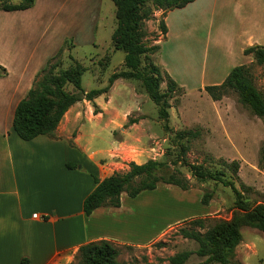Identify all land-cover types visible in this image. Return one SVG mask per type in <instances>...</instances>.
I'll return each mask as SVG.
<instances>
[{
	"label": "crops",
	"instance_id": "0c3cea01",
	"mask_svg": "<svg viewBox=\"0 0 264 264\" xmlns=\"http://www.w3.org/2000/svg\"><path fill=\"white\" fill-rule=\"evenodd\" d=\"M37 1L29 9L5 11L0 16V64L8 71L0 76V264H71L81 245L101 239L147 246L151 237L128 239L113 232L122 225L127 227V220H122L129 209L126 204H130L125 201L127 194H122L120 207H99L91 215L83 209L85 198L96 187L95 176L103 180L127 163L142 164L150 159L146 156L151 148L146 143L154 135L153 125L136 97L130 98L125 81L117 79L109 93L72 105L54 136L23 140L13 127L18 103L67 36L62 26L54 28L49 23L42 31L49 38H42L33 10ZM260 1L196 0L166 12L168 31L155 41L161 45L159 66L187 91L221 84L239 65L237 56L244 55L250 62L253 56L246 55L245 49L264 45V25L254 16ZM230 10L247 11L244 16L252 26L241 35L240 45L232 30L226 29L223 37L213 35L216 19ZM162 13L157 11L156 16ZM202 35L206 47L201 45ZM210 43L215 62L207 71ZM222 49L233 60L224 73L217 60ZM119 93L127 101L121 107L115 105ZM131 112L143 118L125 127Z\"/></svg>",
	"mask_w": 264,
	"mask_h": 264
},
{
	"label": "rangeland",
	"instance_id": "374dc122",
	"mask_svg": "<svg viewBox=\"0 0 264 264\" xmlns=\"http://www.w3.org/2000/svg\"><path fill=\"white\" fill-rule=\"evenodd\" d=\"M259 8V11L252 15L263 26L264 0L260 1ZM115 9L112 0H38L33 9L39 19L38 27L42 38H49L42 32L49 23L54 28L63 27L67 35L63 44V46L66 44L65 50L58 59L53 60V63L58 60L60 62L58 68H68L73 64L70 54L82 63L86 68L82 77V86L85 90L104 88L108 85L113 72H119L125 67V52L115 51L112 43V34L118 24ZM4 12L0 10V16ZM246 12L242 14L238 11H227L224 16L216 19L213 35L223 37L226 29L232 30L236 42L240 45L243 37L241 35L252 27L246 21L244 16ZM156 13L157 11L154 12L152 19L145 23V39L154 44H157L155 41L162 34L160 24L163 20V13L159 16H156ZM220 28L223 32L219 31ZM201 38L203 39L201 45L206 47L205 36L202 35ZM211 50L210 43L207 46V71L215 62ZM237 57L239 58L236 63L247 64L254 84L264 95V64L256 63L254 58L249 62L241 54ZM153 58L158 64L157 55ZM217 60L223 64L220 73H224L227 66L229 68L231 62L233 63V60H228L224 49ZM122 80L128 84L130 98L132 99V95L136 97L153 125L154 135L146 143L147 147L151 148V153L146 157L168 160L170 156L167 155V149L171 138L181 131H195L197 135L191 140L187 153L188 161L211 166L221 160L227 162L237 160L240 163L237 187L241 188V183L246 186L245 196L252 203L264 202V162L261 160L264 148V118L254 115L241 103L236 92L230 91L221 99L215 100L204 87L187 91L180 85L183 89L176 92L170 100L173 106L170 108V131L167 132L160 127L158 107L150 99L142 83L136 80ZM165 88L166 82L162 84V89ZM67 89L72 91L73 88L69 85ZM120 93L115 94V105L119 107L127 102ZM137 117H139L137 112H131L128 121L129 118ZM119 136V133H116V137ZM123 167L124 169L121 168L120 171L127 170L128 163ZM181 169L190 179L189 189L183 190L174 185L160 183L157 189L142 192L139 197H125V201L130 200V204H126L129 208L127 214L122 215V220H127V227L122 225L113 232L121 233L128 239L141 235L148 239L151 237L153 241L144 247L114 243L120 251L118 259L123 264H137L145 259L154 264H171L169 258L174 254L185 250L194 251L198 247L196 241L184 237L181 231L182 228L193 227L190 224L192 219L206 218V224L210 226L219 219L232 217L235 196L230 187L214 182H199L186 167ZM206 192L213 193L208 204L202 203V197ZM204 231L205 229H202V232ZM242 233L243 240L236 247L234 260L242 264H264V232L244 227ZM204 260L205 258L192 254L187 264H205Z\"/></svg>",
	"mask_w": 264,
	"mask_h": 264
},
{
	"label": "trees",
	"instance_id": "16d2710c",
	"mask_svg": "<svg viewBox=\"0 0 264 264\" xmlns=\"http://www.w3.org/2000/svg\"><path fill=\"white\" fill-rule=\"evenodd\" d=\"M118 20L112 34L114 50L125 52L124 69L114 72L104 88L85 90L82 77L86 68L71 54L73 64L68 68H58V59L64 52L66 44L51 58L38 73L33 87L27 96L17 105L13 127L23 140H31L39 135L54 136L55 130L65 113L75 103L82 100L93 101L107 93L117 79L136 80L142 83L150 99L158 107L160 127L169 132L170 100L176 92L183 89L161 66L156 64L153 56L161 50L160 44L146 41L145 23L151 20L155 11H163L160 24L161 33L166 35V12L183 8L196 0H112ZM36 0H0V10L16 11L33 7ZM246 55H252L256 63L264 64V45L255 44L245 49ZM7 69L0 64V76L7 75ZM166 82V88L162 84ZM71 86L72 91L67 87ZM205 91L213 99L219 100L230 91L238 94L239 100L250 111L264 118V95L254 84L247 64L234 67L221 84L208 85ZM143 118H129L125 127ZM197 132L185 130L171 138L167 155L168 160L149 159L145 163L130 162L125 171H116L111 176L100 180L94 177L96 187L85 198L83 209L91 215L99 207H120L121 196L138 197L142 192L155 190L160 183L174 185L183 190L190 187V179L184 175L181 167H186L199 182H214L230 187L234 193L235 210L230 219H219L208 226L206 218H194L191 228H182V235L197 242L194 251L185 250L169 258L171 264H187L192 254L205 258V264H242L234 260L236 247L243 240L242 229L251 227L264 232V202L252 203L246 196V186L241 183L238 188L240 163L237 160H221L208 166L204 163H190L187 158L191 140ZM264 162V148L261 153ZM71 164H69L70 166ZM213 193L206 192L202 203L208 204ZM199 228V229H198ZM202 229H205L202 232ZM118 247L108 239L92 241L80 246L75 261L71 264H123L119 259ZM137 264H154L143 260ZM200 264V263H198Z\"/></svg>",
	"mask_w": 264,
	"mask_h": 264
},
{
	"label": "built area",
	"instance_id": "2783aa9c",
	"mask_svg": "<svg viewBox=\"0 0 264 264\" xmlns=\"http://www.w3.org/2000/svg\"><path fill=\"white\" fill-rule=\"evenodd\" d=\"M34 217H39V215L38 214H35Z\"/></svg>",
	"mask_w": 264,
	"mask_h": 264
}]
</instances>
